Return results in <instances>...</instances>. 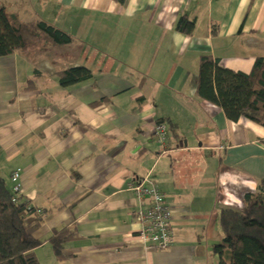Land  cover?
Wrapping results in <instances>:
<instances>
[{
    "label": "crops",
    "instance_id": "obj_1",
    "mask_svg": "<svg viewBox=\"0 0 264 264\" xmlns=\"http://www.w3.org/2000/svg\"><path fill=\"white\" fill-rule=\"evenodd\" d=\"M51 4H53V9ZM10 12L73 37L0 57V174L41 211L42 264H219L223 209L264 180V127L199 97L201 57L250 73L264 55V0H44ZM43 11V10H42ZM195 22L192 35L177 30ZM28 19L31 21L28 22ZM93 77L69 87L59 72ZM35 81L33 84L31 81ZM158 122L168 130L160 144ZM147 180L173 210L175 243L145 244L130 185ZM70 235L57 256L52 236Z\"/></svg>",
    "mask_w": 264,
    "mask_h": 264
},
{
    "label": "trees",
    "instance_id": "obj_2",
    "mask_svg": "<svg viewBox=\"0 0 264 264\" xmlns=\"http://www.w3.org/2000/svg\"><path fill=\"white\" fill-rule=\"evenodd\" d=\"M194 28L195 22L186 17L177 23V30L186 35H192ZM72 41L69 33L54 25L43 21L24 23L17 14L0 6V57L34 50L44 42L65 45ZM92 77V71L86 67L59 72L63 87ZM198 94L219 106L229 120L247 119L264 127V55L256 58L248 74L224 68L218 59L203 55ZM260 187L258 194L245 195L243 209L221 211L223 238L213 248L219 256V264H264V180L260 181ZM39 211L11 189L0 174V264H42L35 252L43 243L35 237L45 220ZM69 236L66 229L52 236L57 256Z\"/></svg>",
    "mask_w": 264,
    "mask_h": 264
},
{
    "label": "built area",
    "instance_id": "obj_3",
    "mask_svg": "<svg viewBox=\"0 0 264 264\" xmlns=\"http://www.w3.org/2000/svg\"><path fill=\"white\" fill-rule=\"evenodd\" d=\"M155 133L158 142L164 144L168 138L167 127L162 123L157 124ZM20 178V170L13 173L12 180L16 182L14 191L18 193L22 189ZM146 181L137 180L130 185L139 202L135 212V219L140 226L138 235L145 244L157 250H167L175 243L173 210L166 201L165 193L157 184L145 185Z\"/></svg>",
    "mask_w": 264,
    "mask_h": 264
},
{
    "label": "rangeland",
    "instance_id": "obj_4",
    "mask_svg": "<svg viewBox=\"0 0 264 264\" xmlns=\"http://www.w3.org/2000/svg\"><path fill=\"white\" fill-rule=\"evenodd\" d=\"M0 6L6 7L7 9L22 11V9L34 14L43 15L52 12L53 4H51L52 9L46 5L44 6V0H0ZM43 10V11H42ZM28 22L31 21L26 19Z\"/></svg>",
    "mask_w": 264,
    "mask_h": 264
}]
</instances>
